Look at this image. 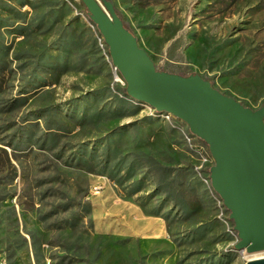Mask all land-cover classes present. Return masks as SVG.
<instances>
[{"label":"rangeland","instance_id":"374dc122","mask_svg":"<svg viewBox=\"0 0 264 264\" xmlns=\"http://www.w3.org/2000/svg\"><path fill=\"white\" fill-rule=\"evenodd\" d=\"M105 1L157 72L264 110V0ZM214 166L187 123L128 95L81 0H0V264L264 257L237 248Z\"/></svg>","mask_w":264,"mask_h":264},{"label":"water","instance_id":"95a60500","mask_svg":"<svg viewBox=\"0 0 264 264\" xmlns=\"http://www.w3.org/2000/svg\"><path fill=\"white\" fill-rule=\"evenodd\" d=\"M97 24L128 95L181 119L208 145L212 186L231 211L238 249L264 251V110L252 112L199 76L159 73L106 1L81 0ZM245 264H264V257Z\"/></svg>","mask_w":264,"mask_h":264},{"label":"trees","instance_id":"16d2710c","mask_svg":"<svg viewBox=\"0 0 264 264\" xmlns=\"http://www.w3.org/2000/svg\"><path fill=\"white\" fill-rule=\"evenodd\" d=\"M100 1H105V0H100ZM116 14L118 15V17L121 19L123 25H124V19L120 16V14L118 12H116ZM125 26V25H124Z\"/></svg>","mask_w":264,"mask_h":264}]
</instances>
